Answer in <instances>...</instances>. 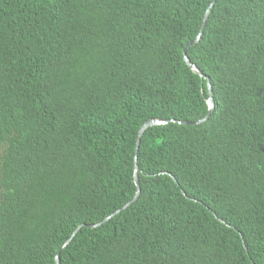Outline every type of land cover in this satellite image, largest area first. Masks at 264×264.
Instances as JSON below:
<instances>
[{
  "label": "trees",
  "instance_id": "trees-1",
  "mask_svg": "<svg viewBox=\"0 0 264 264\" xmlns=\"http://www.w3.org/2000/svg\"><path fill=\"white\" fill-rule=\"evenodd\" d=\"M211 1L0 0V264H264V0Z\"/></svg>",
  "mask_w": 264,
  "mask_h": 264
},
{
  "label": "water",
  "instance_id": "water-1",
  "mask_svg": "<svg viewBox=\"0 0 264 264\" xmlns=\"http://www.w3.org/2000/svg\"><path fill=\"white\" fill-rule=\"evenodd\" d=\"M213 1L214 0L211 1L210 5L213 4ZM206 18H207V11L204 14V17H203V20H202V24H201V27H200V30H199L198 34L191 41L186 43L184 48H183V60L192 69L193 72L197 73L198 75H200L201 77H203L206 80L207 91H208V99H207L208 111H207V114L204 117L199 118V119H197L195 121H191V122H186V121L179 122V121H177V122H179L181 124H187V125L200 124V123L206 121L209 118V116H210V114H211V112L213 110L212 89H211V84H210L209 78L205 74H203L194 64H192L191 61L189 60V58L186 55V49L189 46L195 44L199 40V38L201 36V33H202V30H203V27H204V24L206 22ZM171 121H176V120L170 119V120H166L165 121V120H159V119H150V120H147L146 122H144L141 125V127L139 128V131H138V134H137L135 150H137L138 143H139V140H140V136L142 135V133L145 131L146 128H148L150 126H153V125L164 124V123L171 122ZM136 170H137V164H136V161H135V163H134V171H135V173H134V182H135L137 190H136L133 198L129 202L124 204L122 207H120L119 209L115 210L110 215L106 216L100 222H97L95 224H87L86 226H88V227H96V226L100 225L101 223L107 221L112 215H114L117 212H119L120 210H123L124 208H126L131 202H133L137 198V196L139 194V181H138V177H137V174H136ZM222 222H224V221H222ZM80 227H81V225H79L72 232L71 236L66 240L65 244L69 242V240L74 236V234L76 233V231ZM55 264H59V258H58L57 254L55 255Z\"/></svg>",
  "mask_w": 264,
  "mask_h": 264
}]
</instances>
